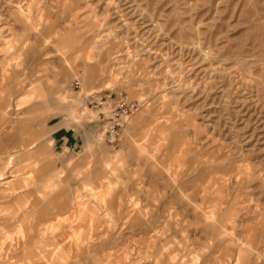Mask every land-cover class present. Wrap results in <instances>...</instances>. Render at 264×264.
Returning <instances> with one entry per match:
<instances>
[{"label": "rangeland", "instance_id": "1", "mask_svg": "<svg viewBox=\"0 0 264 264\" xmlns=\"http://www.w3.org/2000/svg\"><path fill=\"white\" fill-rule=\"evenodd\" d=\"M0 264H264V0H0Z\"/></svg>", "mask_w": 264, "mask_h": 264}, {"label": "built area", "instance_id": "2", "mask_svg": "<svg viewBox=\"0 0 264 264\" xmlns=\"http://www.w3.org/2000/svg\"><path fill=\"white\" fill-rule=\"evenodd\" d=\"M76 86L79 82L75 83ZM88 104L98 113V124L105 138L110 142H115L120 137V131L132 114L135 103L129 101L122 93L104 96L89 94Z\"/></svg>", "mask_w": 264, "mask_h": 264}, {"label": "crops", "instance_id": "3", "mask_svg": "<svg viewBox=\"0 0 264 264\" xmlns=\"http://www.w3.org/2000/svg\"><path fill=\"white\" fill-rule=\"evenodd\" d=\"M80 136L81 135L76 128L65 127L61 132V141L73 146L77 144L78 140L80 139Z\"/></svg>", "mask_w": 264, "mask_h": 264}]
</instances>
